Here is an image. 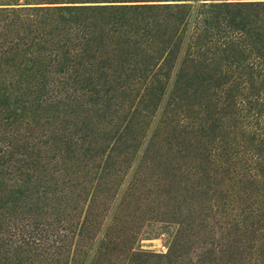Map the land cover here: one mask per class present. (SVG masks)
<instances>
[{"label":"trees","instance_id":"16d2710c","mask_svg":"<svg viewBox=\"0 0 264 264\" xmlns=\"http://www.w3.org/2000/svg\"><path fill=\"white\" fill-rule=\"evenodd\" d=\"M0 264H264V0H0Z\"/></svg>","mask_w":264,"mask_h":264},{"label":"rangeland","instance_id":"374dc122","mask_svg":"<svg viewBox=\"0 0 264 264\" xmlns=\"http://www.w3.org/2000/svg\"><path fill=\"white\" fill-rule=\"evenodd\" d=\"M169 240L166 235H153L142 239L138 246L144 250L162 252L167 251Z\"/></svg>","mask_w":264,"mask_h":264}]
</instances>
